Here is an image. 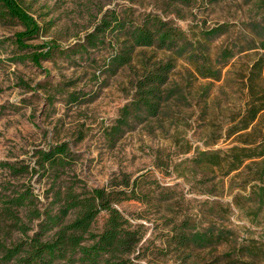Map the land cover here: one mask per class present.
Masks as SVG:
<instances>
[{
  "label": "rangeland",
  "instance_id": "obj_1",
  "mask_svg": "<svg viewBox=\"0 0 264 264\" xmlns=\"http://www.w3.org/2000/svg\"><path fill=\"white\" fill-rule=\"evenodd\" d=\"M27 1L33 17L47 28L32 44L53 40L61 49L83 43L109 10L123 16L129 8L131 19L157 14L189 35L230 24L227 34L211 42L212 59L222 45L248 34L249 24L264 22V9L255 0H191L190 4L169 0ZM18 30L0 25V161L31 168L37 150L66 143L76 158L72 168L63 172V182L77 178L88 188H109L122 176L130 184L137 181L136 191L148 199L123 201L117 207L140 233L136 253L140 264H211L218 255L240 245L253 242L264 249V208L256 210L246 198L253 190L255 167L226 174L225 169L197 165L195 160L200 152L226 151L238 144L236 135L226 136L231 119L247 101L236 79L260 50L235 56L219 81L198 79L190 87L187 72L191 68L178 60L169 83L184 89L187 101H169L159 116L134 125L110 146L104 131L132 99V85L141 73L142 50L136 49L130 64L115 73L105 66L115 52L113 43L90 49L83 58L55 56L37 68L29 62L12 61L13 47L1 42ZM239 44L244 46L242 40ZM145 51L147 55L152 52ZM208 83L209 94L202 97L199 88ZM23 185L33 190L41 208L51 202L46 176L31 170L15 178L0 170V191ZM105 218L102 212L95 230L101 229ZM183 221L192 229L216 226L233 236L217 248L177 250L169 239ZM29 226L35 230L36 221ZM19 238L16 231L10 234L11 241Z\"/></svg>",
  "mask_w": 264,
  "mask_h": 264
},
{
  "label": "trees",
  "instance_id": "obj_2",
  "mask_svg": "<svg viewBox=\"0 0 264 264\" xmlns=\"http://www.w3.org/2000/svg\"><path fill=\"white\" fill-rule=\"evenodd\" d=\"M169 1L191 3V0ZM255 1L264 9V0ZM125 11L128 12L121 16L109 10L83 43L61 49L53 40L32 44L47 28L33 17L27 0H0V25L19 28L1 42L13 47L12 61L29 62L37 68L55 56L83 58L90 49L113 43L115 52L105 65L111 73L130 64L135 50L141 49V73L132 85V99L120 108L114 123L104 131V139L110 146L134 125L159 116L169 101H187L184 89L169 83L178 60L191 68L187 72L190 87L198 79L219 81L223 69L235 56L246 50H260L238 71L236 79L240 89L246 92L247 101L242 112L231 119L226 136L236 135L238 144L226 151L200 152L195 160L197 165L225 169L226 174L254 166L253 190L246 198L261 211L264 208V22L249 24L248 34L222 45L212 59L211 42L227 34L230 24L189 35L157 14L131 19V9ZM240 40L244 46H240ZM146 49L152 50L150 55ZM158 52L163 56L157 57ZM210 86V83L200 86L202 97L209 94ZM34 157L37 160L31 168L0 161V170L7 171L11 177L31 170L46 176L52 193L51 202L41 208V202L28 186H8L0 191V264H140L136 255L140 233L117 207L123 201L148 199L146 194L136 191L137 181L130 184L129 178L122 176L109 188H88L77 178L63 182V172L72 168L76 158L66 143L39 149ZM102 212L106 218L101 229L95 230ZM69 216L72 219L67 220ZM34 221L35 230L29 226ZM13 231L21 235L17 241L10 240ZM173 232L169 242L177 250L217 248L233 236L231 231L216 226L201 231L192 229L186 221ZM211 264H264V249L253 242L240 245L218 255Z\"/></svg>",
  "mask_w": 264,
  "mask_h": 264
}]
</instances>
